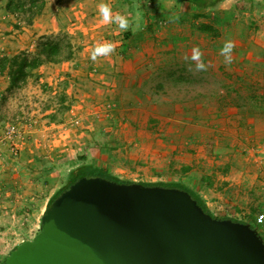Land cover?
Returning a JSON list of instances; mask_svg holds the SVG:
<instances>
[{
    "label": "rangeland",
    "instance_id": "rangeland-1",
    "mask_svg": "<svg viewBox=\"0 0 264 264\" xmlns=\"http://www.w3.org/2000/svg\"><path fill=\"white\" fill-rule=\"evenodd\" d=\"M0 1L17 11L20 25L24 24L28 9L39 11L45 6L42 0ZM92 1L45 0L50 2L62 24L80 22V19L86 22L89 14H97L96 18L102 21L98 13L101 3L97 1L93 6ZM116 2L119 5V0ZM122 2L123 7L113 14L126 16L132 27L157 24L160 28L161 19L167 18L164 14L169 10L187 8L185 2L176 0ZM230 3L229 7L236 11L231 16L224 14L222 28L211 32L215 36L244 37L246 30H253L264 39V18H247L243 0ZM222 4L220 0L202 8L199 14L212 19L220 17L217 15L223 9ZM107 25L103 24L104 28L96 35H107ZM132 27L117 34L134 35L136 31ZM62 34L70 40L73 38L63 30L47 36ZM39 38L35 39L32 50L25 47L0 57L21 51L34 53ZM51 67L44 70L49 72L45 75L47 78L41 80L39 76L44 72L33 69L28 83L11 86L0 97V264L15 246L34 237L50 198L69 182L73 172L88 165L105 169L122 180L178 184L191 169L198 167L201 171L203 165H216L218 160H223L225 162L217 164L220 169L215 167L208 176L207 186L213 201L208 204L209 210L219 217L235 216L249 222L264 238L254 220L256 214L264 212V146L252 139L255 131L248 125L245 128L240 125L243 127L240 131L239 126L235 128L233 124H198V120L190 118L183 123L166 120L153 115L154 109L142 107L149 102L140 100L135 91H109L93 85L88 75L77 79L69 68L53 70ZM241 95L244 96L238 93V100ZM212 127L215 131L208 130V133L213 137H223L225 131H233V136L223 147L214 148L222 142L208 147L206 154L211 161L203 163L201 160L206 155L199 149H203L205 143L200 131L204 133L205 128ZM231 168L232 174L242 175L246 186L239 187L235 182L231 184L217 178L221 171L223 175L231 174Z\"/></svg>",
    "mask_w": 264,
    "mask_h": 264
},
{
    "label": "crops",
    "instance_id": "crops-1",
    "mask_svg": "<svg viewBox=\"0 0 264 264\" xmlns=\"http://www.w3.org/2000/svg\"><path fill=\"white\" fill-rule=\"evenodd\" d=\"M97 1L110 4L113 13L124 5L122 0L121 2L119 0V5L116 2L118 0H93V6L98 3ZM176 1L185 2L187 8L176 11L166 9L169 12L164 14L167 16L166 19L160 20L162 24L160 28L157 24H148L147 27L139 24V29L134 35L123 36L117 34L120 29L114 23L107 25L105 28L107 35L103 37L96 35L99 29L104 28L101 21L96 18L97 14L87 15L86 22L80 19V22L62 24L53 13L50 2H45V6L33 17L31 23L27 24L24 21V24L20 25L17 14L8 9L9 4H2L0 1V55L17 52L18 49L25 47L32 50L37 37L61 30L67 31L73 37L72 58L58 63L44 62L34 68V72H44L39 76L40 79L47 78L49 72L44 71L46 67L53 66L51 67L53 70L69 68L77 79L88 75L93 85L103 89L116 90L118 93L135 91L140 100L149 102H145L142 107L154 109L153 115L156 117L181 123L190 118L198 120V124H233L235 128L239 126L240 131L243 129L240 125L244 128L248 125L251 131H255L252 139L259 140L258 142L264 146V39L259 37L260 35H255L253 30H246L244 37L215 36L211 32L216 28H222L224 14L231 16L236 11L229 7L231 0H223L220 7L223 8L222 13L217 15L221 18L214 16L213 19L200 15L202 8L195 4L191 5L185 0ZM243 1L247 18L250 17L252 20L264 18V0ZM88 18L92 21L90 22ZM230 23L232 25V22ZM246 27L248 29V25ZM228 40L236 45L232 53L233 62L230 65H226L224 57L220 55L222 47ZM105 42L114 43L115 52L107 57H99L93 62L91 52L97 43ZM194 47H198L204 54V63L208 65L207 71L196 72L195 65L183 59L185 54L191 55ZM80 81L78 80V83ZM10 89L9 76L0 74V97ZM238 93L244 94L239 97L240 100ZM235 128L233 129L238 130ZM205 129L204 133L200 131L201 139L205 143L204 148L199 149L206 155L201 160L203 163L210 160L206 154L208 147L219 142H222V145H214V148L223 147L233 136V131H225L223 137L219 135L213 137L208 130L215 131L214 127ZM220 138L222 141H219ZM241 143L245 141L241 140ZM217 162L221 164L225 161ZM217 164L212 163L211 166L205 164L201 171L198 167L191 169L178 184L200 195L207 206L213 204L207 181ZM232 170L233 168L230 170L231 174L225 172L223 175L221 171L219 176L215 175L218 179L235 182L239 187L246 186L242 175L240 173L234 175ZM230 218L245 222L239 217Z\"/></svg>",
    "mask_w": 264,
    "mask_h": 264
},
{
    "label": "water",
    "instance_id": "water-1",
    "mask_svg": "<svg viewBox=\"0 0 264 264\" xmlns=\"http://www.w3.org/2000/svg\"><path fill=\"white\" fill-rule=\"evenodd\" d=\"M3 264H264V238L183 188L85 174Z\"/></svg>",
    "mask_w": 264,
    "mask_h": 264
},
{
    "label": "trees",
    "instance_id": "trees-1",
    "mask_svg": "<svg viewBox=\"0 0 264 264\" xmlns=\"http://www.w3.org/2000/svg\"><path fill=\"white\" fill-rule=\"evenodd\" d=\"M189 1L200 8H204V7L212 6L217 2H219L220 0H189ZM31 3H33V1H31ZM44 3L45 0H42V4ZM8 9L17 14V11L15 9H11L10 4L8 6ZM39 11L28 9V15L24 19L25 23L27 24L31 23L33 17ZM73 54H74V46L66 34H62L59 36L42 35L37 41L36 50L34 53L21 51L20 53L14 54L12 56L5 55L0 57V74L6 72V74L10 78L11 86H21L27 82L29 76L32 74V70L38 67L39 65H41L42 63L44 62L58 63L61 61H65L72 58ZM85 174L101 175L112 180H117L122 182H132L130 180H122L105 169H98L96 167L88 165L72 173L69 182L61 189H59L50 198L47 207L50 206L51 202L57 195H59L71 183H73L75 180H77L78 178H80ZM143 183L150 185L160 184L165 186H175V187L183 188L189 191L193 195V197L198 199L199 203L205 208V210L212 213L209 210L206 203L200 197V195H198L196 192H194L193 190L189 189L188 187L182 184L164 183V182H143ZM219 218H226V217H219Z\"/></svg>",
    "mask_w": 264,
    "mask_h": 264
},
{
    "label": "clouds",
    "instance_id": "clouds-1",
    "mask_svg": "<svg viewBox=\"0 0 264 264\" xmlns=\"http://www.w3.org/2000/svg\"><path fill=\"white\" fill-rule=\"evenodd\" d=\"M99 15L102 17L103 24H113L118 25V28L122 31H128L130 27H132L129 19L121 14H113L112 6L110 4L101 3L98 5ZM139 16V14H137ZM139 27L137 24L135 27H132L133 31ZM235 43L231 40L225 42L224 46L220 51V55L224 57V63L226 65H230L233 62V49L235 48ZM116 45L111 42H105L103 44L97 43L91 52V60L96 62L99 57H107L115 52ZM203 53L198 47H194L191 50V55L185 54L183 59L185 61H191L192 64L195 65L196 72H204L208 70V65L204 63ZM191 71V65L189 67Z\"/></svg>",
    "mask_w": 264,
    "mask_h": 264
},
{
    "label": "built area",
    "instance_id": "built-area-1",
    "mask_svg": "<svg viewBox=\"0 0 264 264\" xmlns=\"http://www.w3.org/2000/svg\"><path fill=\"white\" fill-rule=\"evenodd\" d=\"M254 220H255L256 226H258L260 230L264 233V212H260L256 214Z\"/></svg>",
    "mask_w": 264,
    "mask_h": 264
}]
</instances>
